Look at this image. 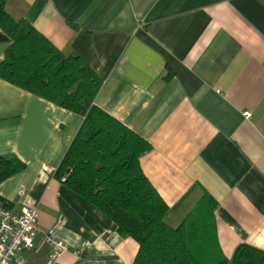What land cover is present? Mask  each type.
<instances>
[{
  "label": "crops",
  "instance_id": "crops-1",
  "mask_svg": "<svg viewBox=\"0 0 264 264\" xmlns=\"http://www.w3.org/2000/svg\"><path fill=\"white\" fill-rule=\"evenodd\" d=\"M62 55L103 81L95 105L151 145L139 159L175 228L203 193L217 240L264 251V0H7ZM10 39L0 29V62ZM244 113H249L246 119ZM82 118L0 80V156L25 169L0 183L15 211L38 212L25 264H132L137 243L55 178Z\"/></svg>",
  "mask_w": 264,
  "mask_h": 264
},
{
  "label": "trees",
  "instance_id": "trees-1",
  "mask_svg": "<svg viewBox=\"0 0 264 264\" xmlns=\"http://www.w3.org/2000/svg\"><path fill=\"white\" fill-rule=\"evenodd\" d=\"M0 0V29L10 39L0 80L82 118L55 178L138 245L132 264H264V251L240 245L232 259L217 240L216 202L206 193L175 228L169 208L143 175L151 145L94 103L103 81L78 55H62ZM16 156H0V183L20 173ZM0 203L9 207L3 199Z\"/></svg>",
  "mask_w": 264,
  "mask_h": 264
},
{
  "label": "built area",
  "instance_id": "built-area-1",
  "mask_svg": "<svg viewBox=\"0 0 264 264\" xmlns=\"http://www.w3.org/2000/svg\"><path fill=\"white\" fill-rule=\"evenodd\" d=\"M246 119L249 113H244ZM38 230V212L23 206L19 212L0 203V264H25L21 253L33 249V240ZM54 229L44 233L48 255L44 264H55L67 251L61 240L53 237Z\"/></svg>",
  "mask_w": 264,
  "mask_h": 264
}]
</instances>
